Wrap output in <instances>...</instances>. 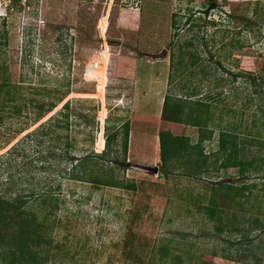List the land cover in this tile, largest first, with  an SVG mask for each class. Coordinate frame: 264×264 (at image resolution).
<instances>
[{
	"label": "rangeland",
	"instance_id": "374dc122",
	"mask_svg": "<svg viewBox=\"0 0 264 264\" xmlns=\"http://www.w3.org/2000/svg\"><path fill=\"white\" fill-rule=\"evenodd\" d=\"M5 2L0 0V67L21 92L0 107V194L33 190L59 197L51 231L59 263L172 264L179 255L182 264H253V253L262 258L264 164L257 160L246 178L234 167L165 177L158 134L170 129L198 139L196 127L161 119L167 93L188 91L202 99L222 91L227 105L245 108L243 124L264 141L262 126L252 123L257 102H245L256 87L241 70L264 79V0H16L8 9ZM189 9L195 15L205 11L207 18L189 17ZM188 39L195 43L189 49L194 57L180 47ZM100 49L98 80H87L85 67ZM183 85L187 91L180 90ZM38 100L58 104L37 121ZM68 100L69 109L62 110ZM223 103L217 101L215 113L224 114V127L240 114L220 110ZM127 120L129 164L116 174L133 179L137 189L70 179L71 157L101 152L106 126L121 130ZM213 120L219 122L217 116ZM219 130L205 142V152L218 149ZM254 155L264 156V147L249 146L247 157ZM133 163L157 165L159 173ZM218 181L246 183L250 191L237 197L240 205L214 218L208 207ZM37 202L27 207L38 211Z\"/></svg>",
	"mask_w": 264,
	"mask_h": 264
},
{
	"label": "trees",
	"instance_id": "16d2710c",
	"mask_svg": "<svg viewBox=\"0 0 264 264\" xmlns=\"http://www.w3.org/2000/svg\"><path fill=\"white\" fill-rule=\"evenodd\" d=\"M14 1L16 0H11L8 8L13 7ZM198 12L199 15H195V12L189 9L188 15L189 17L200 16L197 18L201 19L207 18L205 11L201 10ZM190 20L188 18L186 23L188 24ZM245 22L247 26L251 25L250 20ZM172 23L178 27L176 19ZM211 24L216 23L212 20ZM197 26L201 27V25ZM194 45V41L188 39L180 47L187 46L188 54L194 57L196 54L189 50ZM199 58L200 55H197L195 59L198 60ZM180 60L181 62L178 61V64H182V57ZM217 61L223 64L221 59H217ZM178 66L182 70L186 69L184 66ZM241 70L250 75L249 79L256 87V95L245 100L248 104L257 102V111L253 114L252 123L254 126L261 125L264 130V79L260 75H254L253 71L246 69V67H242ZM236 75L239 76L238 73ZM0 79V107L3 108L7 101L14 100L16 93L21 92V87L18 84H13L7 72L1 67ZM180 90L187 91L188 89L183 85ZM69 92L68 87L58 101H62ZM196 95L187 91L184 95L167 93L164 97L161 119L166 122L196 127L199 133L198 139L192 141L188 134H176L170 129H161L159 131L160 162L163 175L167 177L171 173L181 171L182 174L194 177L209 173L211 167L215 171H219L221 168L234 167L238 168L243 178H246L250 167L257 169L255 165L257 160L259 165L262 166L264 164L263 155H254L252 158L247 157V148L249 146L256 145L263 148L264 141L259 140L255 134H251L252 131L247 128L246 124H243L245 108L238 110L227 105L223 101L226 96L223 95L222 91L216 94H209L202 99L193 98ZM215 99L217 100L215 101ZM217 101L224 102V107H221L220 110L229 111L233 115L239 112V118L235 121H229L223 127L221 123L223 122L224 114L218 115L215 113V109L219 106ZM57 104L58 102L54 100L50 102L44 100L36 101L35 107L39 109L36 120H40L51 112ZM69 107L70 101L68 100L62 106V110H68ZM93 109L95 110V107ZM62 110L57 111L55 114L63 112ZM66 116L69 117L68 112ZM216 116L219 122L215 124L213 118ZM219 127L218 149L211 153L205 152V142L214 139L215 130ZM120 128L122 129L119 130L118 128L113 132H109V128L106 126L105 141L100 143L97 149L101 151L105 144V148L101 152L98 153L91 150L83 157L72 156L71 160L74 164L71 169L67 170L69 178L76 181L90 182L96 187H120L135 191L137 184L133 179L120 177L116 174L117 170L124 171L129 164L130 121H125ZM32 132L27 133V135H31ZM66 152L69 153L68 150ZM108 161L113 165L108 167H105L104 164L99 165ZM217 162H219V165L216 166ZM212 189H214L212 196H210V201H212L208 208L212 217L219 218L222 214H227L233 208V204L240 205L237 197L246 195L250 191V185L246 183L235 185L234 182L218 181L212 186ZM32 200L38 201V211L30 210L27 207ZM60 203L59 197L48 191L35 192L32 190L29 194L17 192L13 197L0 194V264H62L57 261V250L54 249L59 246L52 247L53 242L51 239V231L55 226L56 211L60 208ZM233 226L235 230L248 232L247 229L241 226ZM125 247L129 248V251L136 256L128 241L125 242ZM161 251L163 257L169 255L167 245H164ZM253 259V264H263L264 239L262 242V258L253 253ZM171 262L172 264H182V258L179 255H174V259ZM149 264L155 263L150 261Z\"/></svg>",
	"mask_w": 264,
	"mask_h": 264
},
{
	"label": "built area",
	"instance_id": "2783aa9c",
	"mask_svg": "<svg viewBox=\"0 0 264 264\" xmlns=\"http://www.w3.org/2000/svg\"><path fill=\"white\" fill-rule=\"evenodd\" d=\"M10 3L11 0H6L5 2L6 5H9ZM100 32H102V28H100ZM102 59H103V49H100L98 54L92 60V62H89L85 67L84 73L87 80H98L97 70H98V65L102 64L101 63Z\"/></svg>",
	"mask_w": 264,
	"mask_h": 264
},
{
	"label": "water",
	"instance_id": "95a60500",
	"mask_svg": "<svg viewBox=\"0 0 264 264\" xmlns=\"http://www.w3.org/2000/svg\"><path fill=\"white\" fill-rule=\"evenodd\" d=\"M132 165L153 172L155 174L159 173V167L157 165H147V164H139V163H133Z\"/></svg>",
	"mask_w": 264,
	"mask_h": 264
},
{
	"label": "clouds",
	"instance_id": "9594fccd",
	"mask_svg": "<svg viewBox=\"0 0 264 264\" xmlns=\"http://www.w3.org/2000/svg\"><path fill=\"white\" fill-rule=\"evenodd\" d=\"M10 5V4H9ZM9 5H6L5 8L8 9ZM6 13V12H5ZM7 14V13H6Z\"/></svg>",
	"mask_w": 264,
	"mask_h": 264
},
{
	"label": "crops",
	"instance_id": "0c3cea01",
	"mask_svg": "<svg viewBox=\"0 0 264 264\" xmlns=\"http://www.w3.org/2000/svg\"><path fill=\"white\" fill-rule=\"evenodd\" d=\"M162 106H163V104H162ZM162 110V109H161Z\"/></svg>",
	"mask_w": 264,
	"mask_h": 264
}]
</instances>
